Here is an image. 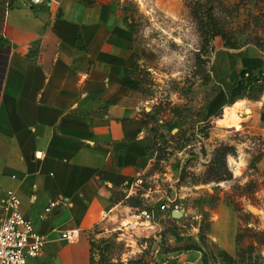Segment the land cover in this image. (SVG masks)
<instances>
[{"label": "crops", "instance_id": "1", "mask_svg": "<svg viewBox=\"0 0 264 264\" xmlns=\"http://www.w3.org/2000/svg\"><path fill=\"white\" fill-rule=\"evenodd\" d=\"M0 28V197L14 192L47 239L28 264H110L95 258L94 239L124 221L120 208L133 207L119 199L122 185L148 181L155 161L154 139L126 96L133 63L122 12L107 0H14ZM246 69L264 74V60L242 58L233 89ZM240 102L251 108L248 134L264 140V113ZM53 201L65 204L46 214ZM224 216L234 220L219 231ZM238 229L225 210L210 240L236 257ZM74 230L77 243L62 239ZM159 257L204 264L196 250Z\"/></svg>", "mask_w": 264, "mask_h": 264}, {"label": "rangeland", "instance_id": "2", "mask_svg": "<svg viewBox=\"0 0 264 264\" xmlns=\"http://www.w3.org/2000/svg\"><path fill=\"white\" fill-rule=\"evenodd\" d=\"M107 1L122 12L128 28L133 70L126 96L154 139L153 176L146 188L177 194L186 215L173 220L159 214L149 223L134 208H120L124 221L98 233L95 258L110 264H157L160 255L202 249L208 264H223V250L210 234L218 214L229 209L239 225L234 256L264 264V140L245 129L251 108L240 99L230 106L227 96L225 116L222 107V94L233 90L242 58L255 53L264 60V0H208L227 33V42L217 37L209 45L187 7L196 0ZM241 100L264 113V91ZM223 147L234 149L227 157L231 178L209 173ZM119 199L130 207L124 194ZM139 200L144 206L146 201ZM250 207L259 213L252 214ZM233 220L224 216L219 231Z\"/></svg>", "mask_w": 264, "mask_h": 264}, {"label": "built area", "instance_id": "3", "mask_svg": "<svg viewBox=\"0 0 264 264\" xmlns=\"http://www.w3.org/2000/svg\"><path fill=\"white\" fill-rule=\"evenodd\" d=\"M12 1L14 0H6L7 10L11 7ZM48 1L32 0L35 5H43ZM249 76L247 73L246 78ZM147 182L141 179L133 185L127 183L122 185L127 201L134 198L146 201L142 208H134L139 212L140 220L151 223L158 212L168 215L171 219L175 212L186 215L184 204L177 194L169 195L161 190L147 189ZM61 204H65L64 201H53L45 213L50 214ZM21 206V200L14 192L0 197V264H28L30 260L42 256L46 248L47 239L38 233L33 222L23 215ZM79 238V230L62 235V239L72 244L77 243Z\"/></svg>", "mask_w": 264, "mask_h": 264}, {"label": "trees", "instance_id": "4", "mask_svg": "<svg viewBox=\"0 0 264 264\" xmlns=\"http://www.w3.org/2000/svg\"><path fill=\"white\" fill-rule=\"evenodd\" d=\"M5 4L6 0H0V25L2 24L5 16ZM188 9L191 11L193 17L197 20L199 30L204 42L209 45L212 40L217 37L223 38L227 42V33L220 27L218 24L215 14L214 7L211 1H206L203 3L201 0H196L188 4ZM1 30V28H0ZM227 47H232L229 43L226 44ZM132 71H128L127 74H131ZM249 73V77L246 78V74ZM263 73H255L252 70H244L241 73V79L230 93H228V101L229 105L232 106L235 104L237 100L245 99L246 94L251 92H263L264 91V81H263ZM146 127V123L144 122ZM234 152L233 148L223 147L217 152L216 158L212 163V167L210 168V175L218 176H226L228 178L232 177V174L229 173L227 166V157L231 153ZM130 207L139 208L142 205V202L139 199H131L127 202ZM193 249V248H191ZM190 249V250H191ZM197 251H202V249H198ZM220 258L223 264H247L245 260L238 261L236 257L231 256L226 251L220 252ZM241 256V255H240ZM239 256V257H240ZM204 264H208L206 259H203Z\"/></svg>", "mask_w": 264, "mask_h": 264}, {"label": "water", "instance_id": "5", "mask_svg": "<svg viewBox=\"0 0 264 264\" xmlns=\"http://www.w3.org/2000/svg\"><path fill=\"white\" fill-rule=\"evenodd\" d=\"M249 211L252 213V214H257V213H259V210L258 209H256V208H254V207H250L249 208ZM173 219L174 220H180V219H182L183 217H184V214L183 213H173Z\"/></svg>", "mask_w": 264, "mask_h": 264}]
</instances>
